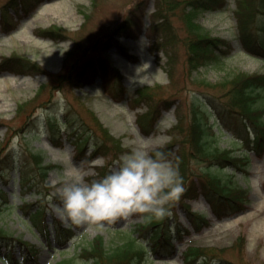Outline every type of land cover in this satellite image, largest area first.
Returning <instances> with one entry per match:
<instances>
[{
	"label": "rangeland",
	"instance_id": "rangeland-1",
	"mask_svg": "<svg viewBox=\"0 0 264 264\" xmlns=\"http://www.w3.org/2000/svg\"><path fill=\"white\" fill-rule=\"evenodd\" d=\"M7 1L9 0H0V7ZM157 1H44L31 16L18 21V25L11 32L0 33V63L7 57L21 56L28 59V63L39 65L37 71L17 73L4 69L0 64V120L5 123L0 126V143L5 141L11 149L14 148L11 157L15 159L25 156L30 158V152H33L43 156L44 164L55 165L49 170L44 181L40 176L34 179L36 186L29 187L35 176L27 170L25 175L31 179L25 182L19 179V170L22 168H11L6 180L0 177V201L3 202L0 205V227L6 234L36 243L41 249L38 263L24 264H58L63 259L76 256L97 234L104 235L108 247L124 241L129 233L137 235L148 247L151 246V242L134 229L136 223L142 221L139 215L119 220V224L115 226L105 225L103 230L89 225L77 226L62 220L56 211L57 207H62L57 189L62 186L69 171H78L85 182L89 183L90 177L97 175L96 169L104 162L109 164L116 158L112 164L115 169L119 163L117 157L120 152L123 157L144 144L151 150L164 143L177 144L182 141L173 148L177 151L185 150L188 156L194 150L189 138L191 101L194 95H200L211 113L215 112L220 119L222 118L219 111H222L228 118L225 119L228 123L236 124L241 118L239 126L244 128L243 116L253 122L252 118L243 115L241 108L229 107L230 100L225 91L233 84L229 83L226 87L218 85L232 79L240 71L264 72V58L245 51L240 45L234 13L236 0H227L223 9L197 13L195 21L201 24L209 35L228 39L232 47L220 61L192 70L188 65L186 47L183 44L184 38L189 35L180 15L183 4L169 14V31H157L154 37L148 35L151 21L159 22L164 19L162 15L154 12ZM128 18L131 19L128 28L123 29L122 24ZM54 27L62 30L55 29L60 32L45 34V30ZM23 33L27 37H23ZM162 34L164 40L169 43L161 47L157 36ZM85 60L93 61L95 74L98 76H94L92 83L74 87L66 79L65 73L75 72ZM108 66H113L116 70ZM61 72H64L62 82H57V75ZM140 89H145L150 96L136 103L135 97L142 95L139 94ZM260 93L264 95V89ZM165 98L177 100L178 107L172 105L169 110L162 112L163 118L155 126V132L148 137L143 136L136 120V112H146L150 108L149 104L157 105ZM20 103H24L26 107V114L21 116L17 114ZM137 104L140 107H136ZM260 106L264 108V98L256 103V107ZM33 115L38 116V125L31 121ZM48 115L57 117L62 134L59 139L62 141L61 145H55L51 141V130H48L49 123L46 118ZM65 115L73 120L71 126L65 124ZM26 118L27 125L20 131ZM261 119L264 122V113ZM212 120L213 118L210 120L209 117L208 122ZM179 121L183 125L180 126L182 132H179L181 128L177 127ZM8 125L11 129H8ZM229 126L238 135L228 132L226 128V132L220 134L217 128L213 127L212 130L217 136L215 134L214 140H211V137L208 139L220 150L230 149L234 156L243 151L248 152L250 164L246 170H237L225 161L226 165L219 174L231 187L246 191L244 208L239 213L219 218L203 197L187 200L194 211L205 213L209 217L208 226L193 230L183 208L177 205L178 217L177 220L172 219V223H181L188 227L191 233L181 241L174 240V246L170 250L160 253L152 251V259L147 260L145 264H185V249L199 245L214 249L226 248L223 249V257L231 263L264 264V204L257 205L258 195L264 196V172H257L259 165L264 168V150L260 154L257 153L253 149V143L245 145L244 148L241 145L236 147L237 144H234L233 140L238 141L237 136L244 138L245 133L242 129ZM74 127L95 134L90 138L91 141L108 140L112 150L108 152L107 159L100 156L91 164L85 162V155L77 158L76 147L82 142L75 138L78 131L70 135ZM246 131H251V136L254 135L252 126L250 131ZM113 138L123 145L124 152L123 148L114 144ZM89 151L87 150L86 154ZM5 155L4 150L0 155V169L10 163ZM175 157L176 154L172 158L173 161L168 160L172 165L176 162ZM210 159L191 156L188 175L192 173V178L196 179L205 174L209 167L215 170V166H221L218 159ZM29 161H33L32 158ZM2 192L7 195L6 201ZM22 203H34V207L46 209L47 222L51 227L57 217L62 220L64 226L71 225L75 236L66 245L58 247L57 244L55 246L52 233L51 244L45 245L30 218L20 207ZM241 236L243 239L240 242H244L245 251L239 253L234 247L239 250L236 242ZM0 249L5 250L3 246H0ZM13 254L20 256L18 247L14 248ZM88 263L90 264L89 260H77V264ZM0 264L5 263L0 259ZM214 264H219L218 260H215Z\"/></svg>",
	"mask_w": 264,
	"mask_h": 264
},
{
	"label": "trees",
	"instance_id": "trees-1",
	"mask_svg": "<svg viewBox=\"0 0 264 264\" xmlns=\"http://www.w3.org/2000/svg\"><path fill=\"white\" fill-rule=\"evenodd\" d=\"M40 1L41 0H9L1 8V14H3V19L1 22L3 27L1 28L4 31H8L15 26L14 20L12 21L14 15L11 14L9 8H14L22 17L30 14L33 8ZM226 2L227 0H158L154 12L157 15H162L164 19L154 23L152 25L153 30H158L161 32L169 31L171 28L168 21L169 14L172 10H175L179 5L183 4L180 15L185 23L187 33L189 34L183 40V44L186 47L188 65L192 70L200 67L201 65L204 66L213 64L219 61L223 55L229 52L231 49V43L228 39L223 37H214L209 35V33L204 30L202 25L195 21V18L197 17V13L201 11L223 9L226 5ZM234 13L237 19L238 37L242 46L251 53L264 56V0H236V9ZM130 20L131 19L128 18L123 22V29L128 28ZM55 29L62 30L59 27H54L50 30H45L44 32L45 34H50L54 31L60 32L56 31ZM1 66H3V68L6 70L15 72H29L33 70L30 62L28 63V61H25L21 57L7 58L1 63ZM105 68H107L106 65ZM63 74L64 72H61L59 75H57V82H62ZM94 75L95 68L94 63L91 60H85L82 62L78 69H75V72L69 71V73H65L66 79L69 80L70 85L74 87H81L84 84L92 81ZM229 83L233 84L228 90L225 91V95L229 96V107L231 106L232 108H241L247 117L253 119V122L251 121V123L257 130L254 143L260 152L264 149V122L261 119V115L264 113V108L256 107L255 103L263 96L260 92L262 89H264V73H246L245 71H240L236 73L232 79H227L218 85L226 87V85ZM173 103H176L175 99H163L161 103H159V107L162 104L164 107H169ZM205 103L206 102L200 95H194L191 101L192 114L189 124V138L192 141L194 150L191 151L188 156L185 153V150H174L173 146L168 144L163 147H158L151 152L153 155L156 152H160L166 159L170 160H172L176 154V162H174L172 166L175 168L179 178L182 181L184 192L178 201H174L169 205H166V207L169 209V211H174L176 204L180 203L184 207L189 220L196 226V228H200L201 225H206L208 221L204 215L191 210L190 204L184 202V200L195 198L201 192L214 204L215 210L218 212V214L226 212L228 209L233 211L238 210L243 205L241 198L246 197V191L238 189L237 187H231L228 182L223 181L219 174L224 168L225 161L235 167L237 166L238 168H242L246 164L249 165L250 162L249 157L246 155L234 156L230 153V149L220 150L217 145H213L212 141L208 139L210 138V134L208 133L211 131V128L210 124L207 122V119L209 118L210 113L207 110L208 105ZM23 104L24 103H20V105H18L17 114L19 116L26 114V107H24ZM219 115L221 118L224 117V113L222 111H219ZM142 117L144 118L145 115H142L141 118ZM146 118L147 117H145V119ZM142 120L143 119L140 120V124H142ZM34 121H36V118L33 119V122ZM27 122L28 121L26 118L19 129L20 131L24 130ZM4 124V121L0 120V125ZM149 125H153V123L150 122ZM180 126L183 125L179 121L177 127H179V129L181 128L179 132H182L183 129ZM245 126L248 127V124L246 123ZM52 127H57L56 122H53ZM219 127L221 128V126ZM8 129H11L9 125ZM143 130L145 132H149L151 129L150 127H144ZM207 130L210 131L208 132ZM15 133L17 132L15 131ZM87 136H90V134ZM212 140H214L213 137ZM114 141L115 144L121 148V144L116 139H114ZM181 142L182 141H180L179 144H181ZM95 148V153H99L104 147L102 144L96 143ZM4 150L6 152V158L13 157H11V155L14 153V148L11 149V147H9L5 141L0 143V155L4 152ZM81 150H84V148ZM30 154V158H32L34 164H36V167L39 169L40 176L42 178H46L48 170L52 168L53 165L43 164V156L41 154H36L33 152H30ZM191 156H201V158L209 157L212 160L218 159L217 161L219 164H221V166H215V170H212L211 167H209L206 169L208 171H206L205 174H202L200 177H196L197 180H195V178H192V173L188 175L190 163L189 159ZM21 158H23L21 159V162L24 160L28 161L30 159L26 156ZM30 166V163H26L24 168L27 170L29 169L30 172L32 170V167ZM107 174L109 173H106L105 175ZM4 198V200H6L5 196ZM1 204L2 202H0V205ZM34 205V203H24L21 205V207L24 209L25 214L30 216L32 224L37 227L41 233L48 232V225H46L44 217L45 209L40 207L35 212H31V210H35ZM1 210L2 206H0V211ZM170 214L176 217L175 212ZM171 215H168L163 219L144 217L146 219L145 222L138 226L137 230L143 233L144 236H151L153 248H160V246L166 244L165 242L170 244L173 231L182 232V230H184L179 223L172 224ZM56 229L58 231L57 235L59 234L58 236L64 237L66 235V231L63 229V227H61L59 222L56 226ZM13 238L14 237L12 235L6 234L4 229L0 227V246L2 242L7 243L9 239ZM242 239L243 236L239 237V241L236 242V246L239 248V250L234 247V249L239 253L245 251L244 242H240ZM18 243L26 250L22 256L24 262L37 259V249L35 248V245L29 244L24 240H18ZM9 245L11 246L12 243ZM202 249L205 253H208V249L206 248H188V250L185 252L186 264H193L197 254H199ZM147 252L148 251L145 247V244L140 242L139 239L132 234L126 235L124 241L112 247H108L106 245L103 235H97L88 246H85L82 249L79 254L74 257L63 259L58 264H77V260H82L85 262L89 260L90 264H140L141 260L145 258ZM4 259L7 260L6 257H4ZM9 260L11 264H19V259H15L13 255L9 256ZM222 264L229 263L222 262Z\"/></svg>",
	"mask_w": 264,
	"mask_h": 264
},
{
	"label": "clouds",
	"instance_id": "clouds-1",
	"mask_svg": "<svg viewBox=\"0 0 264 264\" xmlns=\"http://www.w3.org/2000/svg\"><path fill=\"white\" fill-rule=\"evenodd\" d=\"M183 192L172 164L160 152L151 154L144 144L123 156L102 179L86 183L78 171L66 173L57 189L62 207L56 211L73 225L103 230L133 215L163 219L170 215L166 205L178 201Z\"/></svg>",
	"mask_w": 264,
	"mask_h": 264
},
{
	"label": "bare ground",
	"instance_id": "bare-ground-1",
	"mask_svg": "<svg viewBox=\"0 0 264 264\" xmlns=\"http://www.w3.org/2000/svg\"><path fill=\"white\" fill-rule=\"evenodd\" d=\"M24 25V24H23ZM23 35V37H27V35L26 34H22ZM257 172H259V173H263L264 172V168H263V166L262 165H259L258 167H257ZM259 196V202H258V204L257 205H262V204H264V196H261V195H258Z\"/></svg>",
	"mask_w": 264,
	"mask_h": 264
}]
</instances>
